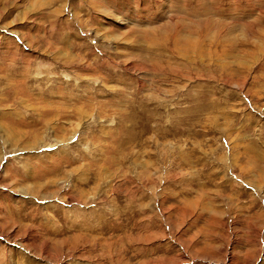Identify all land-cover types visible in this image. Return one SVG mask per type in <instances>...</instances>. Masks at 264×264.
I'll return each instance as SVG.
<instances>
[{"label": "rangeland", "instance_id": "1", "mask_svg": "<svg viewBox=\"0 0 264 264\" xmlns=\"http://www.w3.org/2000/svg\"><path fill=\"white\" fill-rule=\"evenodd\" d=\"M0 264H264V0H0Z\"/></svg>", "mask_w": 264, "mask_h": 264}]
</instances>
